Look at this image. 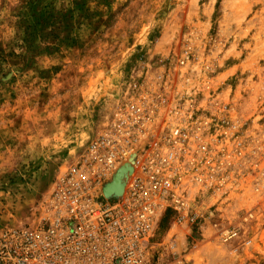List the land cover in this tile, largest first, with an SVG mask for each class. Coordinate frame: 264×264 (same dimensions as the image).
Instances as JSON below:
<instances>
[{"label":"rangeland","instance_id":"1","mask_svg":"<svg viewBox=\"0 0 264 264\" xmlns=\"http://www.w3.org/2000/svg\"><path fill=\"white\" fill-rule=\"evenodd\" d=\"M137 90L176 103L161 125L189 122L215 182L228 161L189 188L194 217L162 214L155 258L264 264V0H0V228L39 221Z\"/></svg>","mask_w":264,"mask_h":264},{"label":"built area","instance_id":"2","mask_svg":"<svg viewBox=\"0 0 264 264\" xmlns=\"http://www.w3.org/2000/svg\"><path fill=\"white\" fill-rule=\"evenodd\" d=\"M136 92L56 177L39 221L0 228V264H162L153 242L162 214L192 218L191 185L229 181L224 155L217 181L210 177L209 149L189 122L161 125V105L172 112L176 103ZM126 165L122 191L105 194Z\"/></svg>","mask_w":264,"mask_h":264},{"label":"water","instance_id":"3","mask_svg":"<svg viewBox=\"0 0 264 264\" xmlns=\"http://www.w3.org/2000/svg\"><path fill=\"white\" fill-rule=\"evenodd\" d=\"M122 168H124L123 170L130 169V166L126 165ZM116 177L118 176H115L113 180L105 186V189H104L105 194H110L112 192L120 193L122 191L123 184Z\"/></svg>","mask_w":264,"mask_h":264},{"label":"bare ground","instance_id":"4","mask_svg":"<svg viewBox=\"0 0 264 264\" xmlns=\"http://www.w3.org/2000/svg\"><path fill=\"white\" fill-rule=\"evenodd\" d=\"M130 166V165H129ZM124 168H121L120 171L117 173L116 177L117 179H119L121 182L124 180V176L126 175L127 169L123 170Z\"/></svg>","mask_w":264,"mask_h":264}]
</instances>
